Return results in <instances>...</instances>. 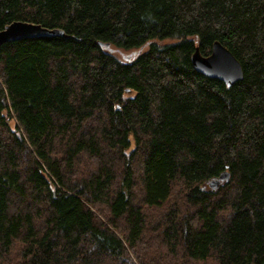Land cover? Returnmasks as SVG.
Returning <instances> with one entry per match:
<instances>
[{"label": "trees", "instance_id": "16d2710c", "mask_svg": "<svg viewBox=\"0 0 264 264\" xmlns=\"http://www.w3.org/2000/svg\"><path fill=\"white\" fill-rule=\"evenodd\" d=\"M15 21L65 36L0 47V264H264V0H0ZM215 41L232 87L192 64Z\"/></svg>", "mask_w": 264, "mask_h": 264}, {"label": "water", "instance_id": "95a60500", "mask_svg": "<svg viewBox=\"0 0 264 264\" xmlns=\"http://www.w3.org/2000/svg\"><path fill=\"white\" fill-rule=\"evenodd\" d=\"M63 36H65V32L61 29H50L38 23L15 21L0 31V47L6 43L25 39ZM107 47H110V45L108 44ZM110 51L115 52L111 47ZM191 61L198 73L207 78L219 80L228 87H232L235 83L244 79L242 64L220 41L213 43L212 51L208 56L202 55L200 48L197 46L191 57ZM229 179L230 174L225 171L217 179L211 180L207 186L213 190H217L223 182H229Z\"/></svg>", "mask_w": 264, "mask_h": 264}, {"label": "rangeland", "instance_id": "374dc122", "mask_svg": "<svg viewBox=\"0 0 264 264\" xmlns=\"http://www.w3.org/2000/svg\"><path fill=\"white\" fill-rule=\"evenodd\" d=\"M175 41L174 40H165L163 43L165 44V43H174ZM114 53H116L117 54V56L119 57V58H124V59H128V60H130V59H132L134 56H135V54H133V55H128L127 53H121V52H114ZM13 123V122H12Z\"/></svg>", "mask_w": 264, "mask_h": 264}, {"label": "bare ground", "instance_id": "6f19581e", "mask_svg": "<svg viewBox=\"0 0 264 264\" xmlns=\"http://www.w3.org/2000/svg\"><path fill=\"white\" fill-rule=\"evenodd\" d=\"M211 51H212V50H211ZM200 52H201V50H200ZM210 53H211V52H210ZM201 54L204 55L202 52H201ZM204 56H208V55H204Z\"/></svg>", "mask_w": 264, "mask_h": 264}]
</instances>
